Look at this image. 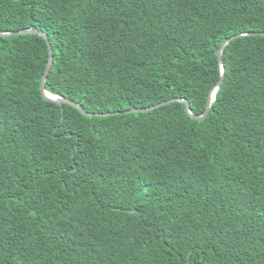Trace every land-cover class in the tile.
<instances>
[{"label":"trees","instance_id":"1","mask_svg":"<svg viewBox=\"0 0 264 264\" xmlns=\"http://www.w3.org/2000/svg\"><path fill=\"white\" fill-rule=\"evenodd\" d=\"M30 29L0 34V264H264V0H0ZM50 51L91 117L43 97Z\"/></svg>","mask_w":264,"mask_h":264},{"label":"water","instance_id":"2","mask_svg":"<svg viewBox=\"0 0 264 264\" xmlns=\"http://www.w3.org/2000/svg\"><path fill=\"white\" fill-rule=\"evenodd\" d=\"M2 36H12V35H28V34H35V35H39L41 37H43L47 43L49 44V40H48V37L47 35H45L44 33L42 32H39L37 30H24V31H21V32H17V33H8V34H3V33H0ZM252 35H256L254 33H249V34H241V35H238L236 37H233L232 39H229L228 41H226L222 47L219 49L217 55H218V59H219V63H220V70H221V80L219 81V83L215 86V88L211 91L210 93V96H209V100H208V105H207V109H206V112L203 116H195L191 110H190V107H189V103L186 101V100H183V99H177L176 101L180 102V103H184L186 105V112L187 114L193 119V120H196V121H203L204 119L207 118L208 114L210 113V110H211V107H212V104L215 102V99H216V94L219 90V88L221 87L222 85V82H223V79H224V76H225V67H224V63H223V59H222V56H223V51L225 49V47L234 39L236 38H240V37H244V36H252ZM261 36H264V33H261L260 34ZM52 63H53V52L50 51V57H49V63H48V66L46 68V71H45V74L43 76V81H42V84H41V93L43 95V97L47 100V101H50V102H54V103H57L59 105H63V104H69L71 105L72 107L78 109L83 115L85 116H88V117H91L92 115L85 112L83 110V108L79 105V104H76L74 102H71L69 100H66L65 98L63 97H60V96H56V95H53L51 94L50 92H48L46 90V81H47V77L49 75V72H50V69L52 67ZM162 105H158L156 107H153L151 109H147V110H132L131 113H138V112H145V111H149V110H153V109H156V108H159L161 107ZM110 114H104V115H100V116H109Z\"/></svg>","mask_w":264,"mask_h":264}]
</instances>
